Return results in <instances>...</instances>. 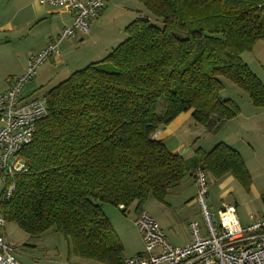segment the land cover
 <instances>
[{"label": "trees", "instance_id": "16d2710c", "mask_svg": "<svg viewBox=\"0 0 264 264\" xmlns=\"http://www.w3.org/2000/svg\"><path fill=\"white\" fill-rule=\"evenodd\" d=\"M139 1L144 13L125 26L124 40L43 94L46 116L19 152L26 170L14 173L13 191L0 201L5 221L32 235H62L80 263L126 257L102 203L125 212L136 202L138 212L149 196L163 202L197 167L250 182L227 144L185 159L154 134L189 109L211 132L238 116V104L218 96L222 78L264 107V85L240 57L264 41V0Z\"/></svg>", "mask_w": 264, "mask_h": 264}, {"label": "rangeland", "instance_id": "374dc122", "mask_svg": "<svg viewBox=\"0 0 264 264\" xmlns=\"http://www.w3.org/2000/svg\"><path fill=\"white\" fill-rule=\"evenodd\" d=\"M138 2L140 3L139 0ZM122 4L127 5L126 3ZM113 10L115 12L122 11L123 15L125 14L124 17L119 19L121 22L119 32L120 40L117 42L119 43L127 37L124 31V26L128 22L126 15L131 17L132 12L129 8L119 9L117 6H114ZM67 17L68 15L66 13L49 14L44 20L33 22L29 26L20 25L10 32H0L1 93L8 85V81L12 77L18 76L17 73L21 69L24 59L26 60L44 40L48 44L49 36H55L57 31L60 30L64 22L68 19ZM112 18L113 15H110V19ZM110 19L107 18V21H110ZM157 23L161 24V20L158 19ZM123 24L124 26H122ZM111 29L108 26L107 33ZM240 57L264 85V41H257L251 50L241 53ZM56 67L49 58L40 64L37 68L36 76L32 79H39L45 75H48V78L37 87H33L35 83H33L34 81L32 79L27 81L22 90L23 95L29 91L32 94L45 93L65 79L67 76L63 74L50 78L56 72ZM24 72L25 70L19 75ZM221 81L223 87L218 93L220 98H230L237 103H240L241 98L250 100L247 93L230 80L222 78ZM32 88L35 89L32 90ZM37 97L40 96L37 95ZM161 109L162 102H159L158 110L160 111ZM242 132L244 134L247 133L244 128H242ZM212 138L208 129L196 122L190 115L189 118H185L179 123L168 139L162 141L168 149L182 143L181 145L183 146L180 151L181 153H187L186 149L200 148L202 150H209L217 143L214 140L212 141ZM187 179L188 175L184 176L178 184L171 187L163 202L149 196L141 205L159 223L170 243L174 245L183 246L191 240L192 234L189 226L191 221L197 222L200 233H205V224L199 203L195 201L194 204H189L196 197V186L185 182ZM215 181V178L207 174V194L205 196V202L213 220L218 219V206L220 205L221 199V189L218 187L217 181ZM233 184L235 187L234 190L224 199L228 202H233L236 198L242 199L241 197L245 196L247 200L249 196L245 193L240 183L235 180ZM4 188L5 184L0 176V201L3 199ZM135 208L136 202L131 204L125 212H122L116 206L109 203H102L100 207L101 211L110 219L112 227L123 245L124 256H131L135 254L134 252L142 248L141 237L133 224ZM237 214L241 220H245L247 211L242 206H239ZM1 233L5 240L14 248V255L18 264H79L82 261L71 253L67 240L54 231L47 230L40 234L32 235L20 228L16 222L5 221L1 228Z\"/></svg>", "mask_w": 264, "mask_h": 264}, {"label": "built area", "instance_id": "2783aa9c", "mask_svg": "<svg viewBox=\"0 0 264 264\" xmlns=\"http://www.w3.org/2000/svg\"><path fill=\"white\" fill-rule=\"evenodd\" d=\"M35 1L63 8L71 13L72 21L51 38L45 48L32 55L27 60L25 72L12 77L7 89L0 93V176L5 184L3 199H8L14 189V173L26 170L19 152L32 141L37 122L47 113L42 96L23 95L25 84L36 75L40 64L57 53L61 40L88 32L90 20L98 15L107 0ZM193 179L197 190L195 199L200 205L205 233H200L197 222H190L191 240L183 246L173 245L155 219L146 210L140 209L133 218V224L142 239L143 250L126 256L122 264H264V215H249L248 223L241 224L235 206L222 204L218 219L213 220L205 202L207 172L197 167ZM4 223L0 213V264H18L14 248L1 233Z\"/></svg>", "mask_w": 264, "mask_h": 264}, {"label": "crops", "instance_id": "0c3cea01", "mask_svg": "<svg viewBox=\"0 0 264 264\" xmlns=\"http://www.w3.org/2000/svg\"><path fill=\"white\" fill-rule=\"evenodd\" d=\"M122 3H126L127 5H123ZM114 6L119 7V9L129 8L132 12L131 17L126 15L128 18L126 25L130 22L129 20L132 21V18L138 13H144L143 6L138 0H107L98 15L90 20V27L86 34H81L73 38H65L59 42L57 53L49 58L54 66H57L56 72L51 75L50 78H54V76L59 74L68 77L73 71L84 67L88 63L102 59L118 44L117 42L120 40L119 32L121 28V22L119 19L124 17L125 14L123 15L122 11L115 12V10H113ZM59 8L60 7L57 8L56 6L47 3L42 4L35 0H0V32H10L20 25L29 26L33 22L44 20L49 14L66 13L68 19L60 28L61 30L63 27L71 23L72 16L68 11ZM110 15H113L112 19H110ZM107 18H109L110 21H107ZM108 26L112 29L107 33ZM122 26H124V24ZM60 30H58L57 33ZM53 37V35H50L49 40ZM44 41L35 48V51L31 55L37 53L46 46L47 41ZM29 57H27L26 60L24 59L17 75L25 70L26 62ZM47 78L48 75L40 77L39 79H32V81H34L33 83H35L33 87L41 85ZM7 87L8 85L4 90H6ZM34 89L35 88H32V90ZM43 94L44 93L32 94L29 91L25 95L43 96ZM237 104L240 108L238 116L223 121L214 132L208 131L213 137L212 141L214 140L215 142L225 143L239 153L250 175V182L247 188L240 184L245 190V193L249 196L248 199L246 200L245 196H242V199L236 198L233 202H228L224 198L234 190L235 187L233 183L236 179L230 174L225 175L220 179H216L217 185L221 189V199L218 211L222 204H233L236 208V213L238 212L239 206H242V208L247 211L245 220H241L238 214L237 217L241 224H247L249 215H254L256 217L264 215V107H256L250 100H246L245 98H241L240 103ZM191 111L192 110L189 109L179 113L169 124L157 130L154 137L160 140L168 139L179 123L185 118L190 117ZM242 128L245 129L247 135L242 132ZM181 144L182 143L176 147H174V145L169 149L173 152L179 153L184 158L191 157L194 154L193 152L195 149H186L187 153H181L180 150L183 146ZM185 182L191 183L195 186L193 175H188V179L185 180ZM195 201V198H193L189 204H194ZM136 213L137 211L135 210V215ZM165 237L167 238L166 235ZM141 244L142 248L134 252L135 254L143 250L142 239Z\"/></svg>", "mask_w": 264, "mask_h": 264}]
</instances>
